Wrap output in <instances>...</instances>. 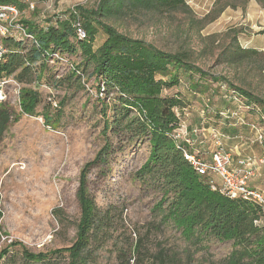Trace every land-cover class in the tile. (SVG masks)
<instances>
[{
  "label": "rangeland",
  "instance_id": "374dc122",
  "mask_svg": "<svg viewBox=\"0 0 264 264\" xmlns=\"http://www.w3.org/2000/svg\"><path fill=\"white\" fill-rule=\"evenodd\" d=\"M17 1L23 9H28L31 3L35 5V10L27 12L23 20L48 27L50 20L70 18V11L77 6L95 9L100 0ZM187 3V12L143 13L108 23L161 50L186 54L190 62L218 79L201 80L195 90L192 81L197 82L199 75L191 80L180 72L179 85L163 94L178 95L185 101V108L177 109L176 113L182 138L190 147H195V152L203 157H211L212 153L208 156L196 146L204 145L206 124L210 122L217 132L212 131L211 142L216 145L219 137L223 148L231 154L233 166L240 159L255 160L256 177L252 183L258 179V173L263 178L264 164L259 159L264 157V147L255 142L256 131L248 125L239 126L240 133L234 137L231 129L237 123L233 118L223 119L220 111L237 112L241 106L235 118L262 127L264 133L261 116L247 112L245 100L236 103L229 87L233 85L264 98V2L188 0ZM105 38L100 30L94 48ZM26 40L30 43L29 38ZM237 43L242 49L257 53L250 60L238 62L233 56ZM79 62L77 56H54L47 63L42 80L31 85L42 99L36 113L48 110L54 121L52 127L45 126L41 116L21 113L20 83L13 77L0 81L5 97L0 104L6 105L11 113L8 127L0 137V251L12 242L21 244L0 259V264H36L23 259L20 246L33 253L49 252L69 247L76 240L81 217V177L85 166L96 160L106 144L100 101H108L104 100L105 94L98 92L94 79L84 78L83 86L70 79L73 65ZM60 79H64L61 86L57 85ZM205 90L206 96H199V91ZM194 130L197 136H192ZM112 141L113 152L108 163H96L86 176L87 193L96 205L100 228L94 236L87 264H159L150 254L162 249L169 256L176 254L180 261L177 264L224 261L232 251L231 242L213 240L206 243L207 250L196 252L197 248H191L173 225L160 224L161 218H156L152 210L161 196L137 174L148 157L146 145L128 148L119 140ZM236 146L246 150L234 160ZM139 241L142 248L136 254L134 246ZM54 263L67 261L61 258Z\"/></svg>",
  "mask_w": 264,
  "mask_h": 264
},
{
  "label": "trees",
  "instance_id": "16d2710c",
  "mask_svg": "<svg viewBox=\"0 0 264 264\" xmlns=\"http://www.w3.org/2000/svg\"><path fill=\"white\" fill-rule=\"evenodd\" d=\"M1 1L24 8L17 0ZM187 1L100 0L95 9L77 6L70 11V18L55 22L50 20L48 27L22 19L26 35L13 34L5 40L8 51L0 60V81L13 77L22 85L19 89L21 113L41 116L45 126H53V117L48 110L36 113L42 99L31 85L42 80L47 63L54 56L79 57L80 62L73 65L70 79H76L81 86L84 78L94 79L98 92L105 94L104 100H108L100 101L106 144L96 160L85 166L81 177V217L75 242L69 247L39 253L20 246L26 262L55 264L56 260L63 258L66 264H87L94 236L98 235L100 228L96 205L87 193L86 176L96 163H108L113 152L112 140L115 139L128 148L146 145L148 157L137 174L161 196L152 210L156 218H161L160 224L173 225L191 248H197L196 252L207 250V244L213 240L231 242L232 251L220 264H264L262 208L250 200L230 198L213 190L208 179L194 171L184 157L182 145L174 138L180 129L176 110L185 108L186 103L178 95H164V91L179 85L180 72L187 74L191 80L194 75H199L197 82L192 81L195 90L201 80L211 76L190 62L186 54L161 50L144 39L120 32L108 23L143 13L187 12ZM77 22L85 31L84 39L77 34ZM100 30L106 38L95 49L94 43ZM28 38L30 43L26 40ZM234 52V59L238 62L250 60L257 53L253 49H242L238 43ZM211 78L218 81L215 77ZM63 82L64 79H60L57 85L61 86ZM229 87L232 88L230 96L237 97L240 102L245 100L247 112L257 113L264 120V98L233 85ZM206 91H199V96H206ZM241 108L239 106L238 113ZM10 118L9 109L0 104V137L7 129ZM239 119L233 118L236 126H242ZM243 121L250 123L245 119ZM258 128L263 131L262 127ZM54 213L58 218V210ZM18 245L21 244L12 242L1 250L0 259L8 256L11 249ZM141 248L139 241L134 246V253L139 254ZM150 258L159 264L180 262L176 254L169 256L164 249L151 253Z\"/></svg>",
  "mask_w": 264,
  "mask_h": 264
},
{
  "label": "built area",
  "instance_id": "2783aa9c",
  "mask_svg": "<svg viewBox=\"0 0 264 264\" xmlns=\"http://www.w3.org/2000/svg\"><path fill=\"white\" fill-rule=\"evenodd\" d=\"M35 5L31 3L28 9H21L17 4L5 3L0 0V60L7 53L5 40L13 34L26 35V27L21 22L26 17L27 12H33ZM77 34L81 39L86 38L85 31L79 22L75 24ZM28 37V36H27ZM236 103L240 100L232 97ZM5 99L3 92L0 90V102ZM238 112L229 110L220 111L223 119L235 118ZM239 119V118H238ZM242 124L250 126L256 131L255 142L264 147V133L253 123H246L239 119ZM253 124V125H252ZM257 128V129H256ZM214 133L217 132L213 129ZM197 130H194L192 136H197ZM174 138L183 147V154L194 171L202 177L208 179L213 190H218L230 198H241L250 200L262 208V224L264 225V192L251 185V180L256 177L253 168V159H240L236 166L232 165V157L223 148V145L217 137V150L212 152L211 157H203L199 152H195L190 147L186 139L182 138L180 132L174 134ZM188 143V144H187ZM259 163L264 164V157L259 159Z\"/></svg>",
  "mask_w": 264,
  "mask_h": 264
},
{
  "label": "crops",
  "instance_id": "0c3cea01",
  "mask_svg": "<svg viewBox=\"0 0 264 264\" xmlns=\"http://www.w3.org/2000/svg\"><path fill=\"white\" fill-rule=\"evenodd\" d=\"M206 125H207V127H206L205 132H204V135H205L204 136L205 140L203 143L204 145H202V143H201V144H198L196 146L198 148H200V150L206 152L209 156V153H212V152L217 150V146L215 145V142L213 143L210 140V139L214 138V136L212 135V131L214 129L212 127V124L210 122H207ZM238 127H239V125L238 126L235 125V127L231 129V131H233V133H234V135H233L234 137H238V135L240 133ZM224 129H226V127H224ZM181 130L182 129L180 128V129H178L177 132H181ZM235 148H236V150H233L234 160H236L238 158L237 154H241V152H245V150H246V148H243V146H240V148H239V146H236ZM193 149L195 150V147H193ZM260 168L261 167H258V170H260ZM259 177H261V174L258 173V179H256L254 182H252L251 185L259 188L260 190H262L264 192V186H263L264 185V175L262 176L263 178H259Z\"/></svg>",
  "mask_w": 264,
  "mask_h": 264
}]
</instances>
